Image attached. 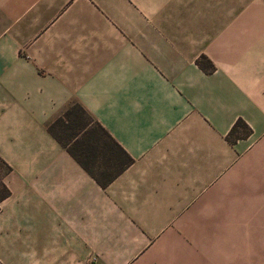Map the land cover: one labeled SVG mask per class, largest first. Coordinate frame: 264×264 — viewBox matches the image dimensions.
Wrapping results in <instances>:
<instances>
[{
	"label": "crops",
	"instance_id": "crops-1",
	"mask_svg": "<svg viewBox=\"0 0 264 264\" xmlns=\"http://www.w3.org/2000/svg\"><path fill=\"white\" fill-rule=\"evenodd\" d=\"M74 107L130 158L104 183L43 152ZM0 159V264H264L211 229L264 195V0H0Z\"/></svg>",
	"mask_w": 264,
	"mask_h": 264
},
{
	"label": "rangeland",
	"instance_id": "rangeland-1",
	"mask_svg": "<svg viewBox=\"0 0 264 264\" xmlns=\"http://www.w3.org/2000/svg\"><path fill=\"white\" fill-rule=\"evenodd\" d=\"M52 125V124H51ZM49 126L40 125L36 134L41 139V143L44 145L43 152H49L48 154L57 155V147H53L49 138ZM48 130V131H47ZM50 132V131H49ZM245 128H238L234 132V136H244ZM51 133L55 136L57 141L61 145H67L75 153H79L85 157L87 154L92 159L93 163L91 169L95 171L98 176H107L114 172L117 164H119L120 158H123L121 151L111 138L100 128V126L84 111L80 108H72L59 118L52 125ZM241 134V135H240ZM244 134V135H243ZM84 141L91 142L93 146H86L82 144ZM48 150V151H47ZM92 153L94 155H92ZM92 155V156H91ZM9 166V165H8ZM10 167V166H9ZM4 173V170L0 166V172ZM11 173V168L5 173L3 180L7 178V174ZM2 189L0 188V195ZM8 199H3L0 205H3ZM11 200V199H10ZM9 201V200H8ZM248 205L253 208L246 210L232 211L233 218L229 225L211 227L216 234H252V235H264V195L249 194ZM240 214V215H239ZM211 232V231H210ZM169 263L175 259H168Z\"/></svg>",
	"mask_w": 264,
	"mask_h": 264
},
{
	"label": "trees",
	"instance_id": "trees-1",
	"mask_svg": "<svg viewBox=\"0 0 264 264\" xmlns=\"http://www.w3.org/2000/svg\"><path fill=\"white\" fill-rule=\"evenodd\" d=\"M51 128H52V125L49 126V131L51 132ZM107 135L108 133L102 128L100 127ZM238 128H245V132L248 130L249 132V127L247 126V124L238 119L234 125L232 126L230 132H229V137H232V135L234 134L235 131H237ZM247 132V133H248ZM245 133V134H247ZM241 135V134H240ZM244 135V134H243ZM109 136V135H108ZM239 136V134H238ZM110 137V136H109ZM111 138V137H110ZM112 140V139H111ZM113 141V140H112ZM114 142V141H113ZM115 143V142H114ZM115 145L117 146V148H119V150L121 151V154L123 156V158H120L119 160V164H117V168L116 170H114V172H118V171H121L124 167H126L128 165V163L130 162V158L128 157V155L115 143ZM64 147H67V150L68 152L74 154V155H78V157L80 158L79 154L78 153H75L71 148H69V146L67 145H64ZM79 162H81L80 159H78ZM84 163V162H83ZM85 165V163H84ZM0 166L2 167V169L4 170V173L1 171L0 172V188L2 189V194L0 195V201L4 198H6L7 196H9L10 194V191L9 189L7 188L6 184L4 183L3 181V177L5 175L6 172H8L10 170V167L7 165V163L5 161H3L2 159H0ZM86 166V165H85ZM91 174L95 177V179L100 182V183H104V181L102 179H105V178H100L97 174H95L93 171H91L90 169H88ZM108 180V179H107Z\"/></svg>",
	"mask_w": 264,
	"mask_h": 264
}]
</instances>
